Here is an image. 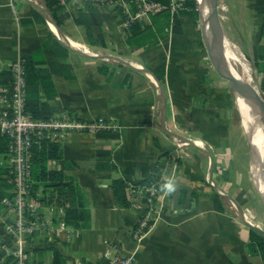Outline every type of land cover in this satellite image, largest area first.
<instances>
[{"label": "crops", "instance_id": "1", "mask_svg": "<svg viewBox=\"0 0 264 264\" xmlns=\"http://www.w3.org/2000/svg\"><path fill=\"white\" fill-rule=\"evenodd\" d=\"M184 1L171 0L172 15ZM195 1L198 19L180 15L179 31L172 19L165 39L132 51L123 4L130 14L140 8L131 0L59 1L57 21L45 0H0V87L9 85L3 76L10 65L23 59L49 83V91L43 85L39 91L51 119L107 126L51 141L60 145L61 158L47 168L73 185V198L34 179L47 230L22 237L27 264H55L56 252L64 264H108L110 242L133 252L141 216L126 189L150 184L156 174L167 187L165 211L146 233L136 264H264L252 239V232L263 236L253 228L264 232V117L253 103L258 115L250 133L237 101L242 95L217 70L204 39L205 28L216 31L230 72L264 98L258 71L264 0H216L213 26L206 1ZM137 21L151 24L150 17ZM53 40L59 51L50 48ZM230 49L251 67V82ZM104 65L113 76L102 74ZM0 169L8 170L3 153ZM115 180L125 182L127 207ZM3 199L0 257L14 262L19 245L7 234ZM72 204L87 213L79 229L66 221Z\"/></svg>", "mask_w": 264, "mask_h": 264}, {"label": "built area", "instance_id": "2", "mask_svg": "<svg viewBox=\"0 0 264 264\" xmlns=\"http://www.w3.org/2000/svg\"><path fill=\"white\" fill-rule=\"evenodd\" d=\"M61 4L68 1L59 0ZM90 2H114L115 0H86ZM124 2L125 0H118ZM139 6L136 14H128L127 27L132 22L149 18L162 11L165 7L149 0H131ZM173 9L177 7L174 4ZM26 62L19 59L13 62L9 69L11 83L0 87V136L8 139L7 160L9 171L8 191L3 201V210L7 213L10 223L6 225L7 234L16 239L19 249L13 253L15 261L0 257V264H27L25 245L21 242L24 235L45 234L47 227L39 211L42 208L41 200L34 191L33 180V149L41 145L43 140L55 141L64 137L69 131H97L106 129L104 124H87L77 120H37L26 111L27 80ZM166 188L161 181L145 185H128L127 199L133 208L140 212L138 227L133 232L135 249L130 254H124L119 244L110 242L104 252V259L108 264H136V254L139 251L146 233L154 222L165 211L164 199Z\"/></svg>", "mask_w": 264, "mask_h": 264}, {"label": "trees", "instance_id": "3", "mask_svg": "<svg viewBox=\"0 0 264 264\" xmlns=\"http://www.w3.org/2000/svg\"><path fill=\"white\" fill-rule=\"evenodd\" d=\"M154 3H159L163 5L165 8L150 16L151 24H146L142 22H134L128 30V39L127 45L130 50L136 51L140 49H144L148 46H156L160 40L165 39L168 36L167 30L171 27L172 19L173 25H175L174 29L179 31L181 27V16H188L195 19H198L199 14L197 11V3L195 0H185L183 7L178 11V14L171 13V0H149ZM48 9L52 12L54 21H57V11H59L60 3L58 0H45ZM53 46L47 44V49L50 47L51 49H58L61 47L58 41L53 40ZM61 52V51H60ZM259 59L260 66L258 71L260 73H264V47L259 49ZM26 80H27V100H26V111L33 116V118L37 120H49L51 119L52 110L47 103H43L40 97V85H43L48 90V84L46 82V78L42 75V71H38L31 62L26 63ZM102 74L110 76V69L108 66H102L101 68ZM161 73L164 72V66L160 68ZM6 73L3 76L5 79L3 83L10 84L11 83V73ZM42 74V75H41ZM113 72H111V76H113ZM110 76V77H111ZM129 78V77H128ZM49 97V96H48ZM50 98V97H49ZM101 134H107V132H103ZM7 148H8V139L6 137L0 136V153L7 156ZM60 145L55 142H51L50 140H43L41 145H37L33 149V180L35 179L37 183L39 181H43L45 187L47 189H56L60 194L64 195V197L73 198V185L70 183H61L62 179L60 178V174L58 172L49 171L47 168L48 161L50 160H58L61 158L60 153ZM167 154V153H165ZM9 171L0 169V199H3L5 196H8L9 189H11V185L8 180ZM159 174L154 175L149 183L157 182L159 179ZM38 185H34L36 188ZM113 187L116 190V195L119 200L122 202V206L127 207V204L124 199V189L125 182L121 180L113 181ZM65 199V198H64ZM64 201V200H63ZM71 202V201H70ZM3 207V205H2ZM87 217L86 211H81L73 204L70 208L67 209V224L73 226L77 229L82 227L80 221H83ZM84 226H86L84 224ZM253 242L256 244V247L260 249L261 254L264 258V237L259 235L256 232H252ZM55 264H64V260L59 255V253H55Z\"/></svg>", "mask_w": 264, "mask_h": 264}, {"label": "water", "instance_id": "4", "mask_svg": "<svg viewBox=\"0 0 264 264\" xmlns=\"http://www.w3.org/2000/svg\"><path fill=\"white\" fill-rule=\"evenodd\" d=\"M208 4V7L210 9L208 22L211 26L212 24L217 21V2L216 0H205ZM205 18H203V22ZM204 39L206 40L208 44V48L210 50V54L212 56L213 63L217 70L221 73V75L226 78L232 90L236 93L241 94L244 96L247 100L251 101L255 105H257L264 117V98L259 96L249 85L239 81L228 69L225 60H224V52H223V46L221 42L220 36L216 33V31H213L211 33H208L206 31V28L204 30ZM176 202H178V198H176ZM260 234L264 236V232L253 228Z\"/></svg>", "mask_w": 264, "mask_h": 264}, {"label": "bare ground", "instance_id": "5", "mask_svg": "<svg viewBox=\"0 0 264 264\" xmlns=\"http://www.w3.org/2000/svg\"><path fill=\"white\" fill-rule=\"evenodd\" d=\"M228 52H229L230 55H232L236 60L240 61V63L242 64L243 71H244V79H245V81L251 82L252 81L251 80L252 79V77H251V70H250L251 67L249 68L246 65V63H243L241 61V59L236 55V53L234 51H232L231 49L228 50ZM247 85H248V83H247ZM249 86H251V85H249ZM237 101H238V104L240 106V110H241V113L243 115V118H244V121H245V125H246L248 131L251 133L252 130H253V126H254V123L253 122H255V119L257 118V115H258L257 106H255L253 103L249 102L248 100L244 99L243 96L237 95ZM252 136L254 138L255 137V134L252 133Z\"/></svg>", "mask_w": 264, "mask_h": 264}, {"label": "rangeland", "instance_id": "6", "mask_svg": "<svg viewBox=\"0 0 264 264\" xmlns=\"http://www.w3.org/2000/svg\"><path fill=\"white\" fill-rule=\"evenodd\" d=\"M237 116H238V115H237ZM237 116H236V117H237ZM238 117H239V116H238Z\"/></svg>", "mask_w": 264, "mask_h": 264}]
</instances>
